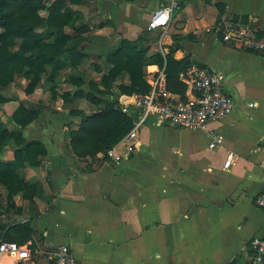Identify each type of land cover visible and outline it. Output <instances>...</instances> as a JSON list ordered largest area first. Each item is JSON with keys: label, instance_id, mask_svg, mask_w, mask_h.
I'll return each instance as SVG.
<instances>
[{"label": "crops", "instance_id": "1", "mask_svg": "<svg viewBox=\"0 0 264 264\" xmlns=\"http://www.w3.org/2000/svg\"><path fill=\"white\" fill-rule=\"evenodd\" d=\"M65 1L74 22L62 33L74 53L60 59L61 67L46 66L32 93L25 92L24 74L1 91L10 99L0 109L4 129L20 136L21 149L37 143L43 154L32 157L35 166L17 164L13 139L0 154V164L13 165L32 187L0 185V242L10 227L29 223L32 237L19 245V264H48L47 251L59 245L70 247L75 264H253L248 243L264 236V211L254 205L264 183V56L204 31L220 16L263 26L264 0H178L164 31L147 25L165 0ZM38 14L48 17L46 10ZM122 41L136 42L148 59L169 53L174 61L221 72L233 111L204 131L148 122L135 153L119 146L115 159L105 153L77 158L68 133L105 103L120 107L137 95L121 90L130 85L124 71L104 85ZM164 70L146 66L145 83L150 87ZM20 106L38 113L26 127L11 118ZM210 132L222 137V146L208 148ZM228 153L234 160L226 168Z\"/></svg>", "mask_w": 264, "mask_h": 264}, {"label": "trees", "instance_id": "2", "mask_svg": "<svg viewBox=\"0 0 264 264\" xmlns=\"http://www.w3.org/2000/svg\"><path fill=\"white\" fill-rule=\"evenodd\" d=\"M82 0H69L78 4ZM48 11L46 19L41 18L39 11ZM74 11L66 5L65 0H57L45 7L43 0H6L0 3V109L10 101L1 91L8 87L17 75L24 74L29 79L26 94L33 92L39 84L46 66L56 64L61 67L60 59L70 56L75 46L69 45L71 38L62 33L66 26L74 22ZM43 32H38L41 28ZM146 50L136 42L122 41L120 49L114 52L112 69L104 80L106 88L122 72L130 76V85L121 87L129 94L145 95L150 87L144 81V69L150 64L165 68V89L168 93L183 98L186 87L179 79V73L190 64L185 61H174L170 54L165 59L160 54L145 58ZM95 89L94 87H92ZM89 102L100 104L93 96ZM37 112L20 106L12 115V120L21 127H26L37 118ZM133 126V116L122 113L119 106L107 102L99 111L85 117L76 130L68 133L71 152L79 159L94 158L112 149L129 132ZM13 139L19 149L15 150L16 163L21 159L30 166H35L33 156L43 151L37 143H30L21 149L23 141L20 136L4 129L0 122V154L6 143ZM0 185L11 191H30L32 187L18 179L13 165L0 164ZM32 237L31 224L10 227L2 241L23 245Z\"/></svg>", "mask_w": 264, "mask_h": 264}, {"label": "built area", "instance_id": "3", "mask_svg": "<svg viewBox=\"0 0 264 264\" xmlns=\"http://www.w3.org/2000/svg\"><path fill=\"white\" fill-rule=\"evenodd\" d=\"M179 7L178 0H165L151 15L147 29L167 30L171 16ZM204 32L237 50L264 56V25L254 26L238 18L220 16ZM178 79L186 87L183 98L166 91L165 74L161 71L149 82L150 90L147 94L134 95L131 103L120 106L122 113L133 116V126L116 146L105 152L107 157L115 159L119 146L124 147L128 155L135 153L139 129L148 122L157 126L204 131L209 123L221 121L233 111L234 100L225 90L224 75L221 72L190 64L179 73ZM131 107L134 111H131ZM249 107L253 105L249 104ZM209 136L210 150L222 146L221 136L214 132H210ZM233 160L234 154L228 153L224 166L229 168ZM262 170L264 173V161ZM254 205L264 211V183L254 198ZM248 251L253 264H264V236L251 239ZM21 253L19 245L0 242V264H19L23 260ZM46 259L48 264H75L74 254L68 245H59L47 251Z\"/></svg>", "mask_w": 264, "mask_h": 264}, {"label": "rangeland", "instance_id": "4", "mask_svg": "<svg viewBox=\"0 0 264 264\" xmlns=\"http://www.w3.org/2000/svg\"><path fill=\"white\" fill-rule=\"evenodd\" d=\"M43 1H44V3L48 4V2H47L48 0H43Z\"/></svg>", "mask_w": 264, "mask_h": 264}, {"label": "water", "instance_id": "5", "mask_svg": "<svg viewBox=\"0 0 264 264\" xmlns=\"http://www.w3.org/2000/svg\"><path fill=\"white\" fill-rule=\"evenodd\" d=\"M4 1H6V0H0V3L4 2Z\"/></svg>", "mask_w": 264, "mask_h": 264}]
</instances>
